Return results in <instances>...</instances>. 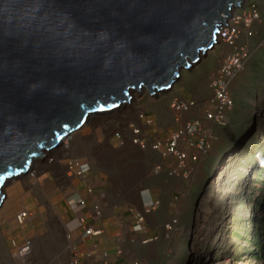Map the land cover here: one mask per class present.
<instances>
[{"label":"water","instance_id":"water-1","mask_svg":"<svg viewBox=\"0 0 264 264\" xmlns=\"http://www.w3.org/2000/svg\"><path fill=\"white\" fill-rule=\"evenodd\" d=\"M241 2L0 0V202L88 114L167 89Z\"/></svg>","mask_w":264,"mask_h":264},{"label":"rangeland","instance_id":"rangeland-1","mask_svg":"<svg viewBox=\"0 0 264 264\" xmlns=\"http://www.w3.org/2000/svg\"><path fill=\"white\" fill-rule=\"evenodd\" d=\"M242 2L245 6L254 5L258 17L252 23V35L245 39L250 55L230 85L235 97L233 108L227 111L224 126L213 127L217 139L200 161L204 165L200 182L184 202L188 210L186 226L179 233L174 230L175 218L165 223L164 226L173 231V237L157 245L151 264H264V0ZM229 50L215 39L213 47L201 54L197 63L180 69L179 78L168 90L154 96H150L144 86L132 90L130 100L118 117L133 121V111L142 110L153 120L152 129L156 133L167 131L173 126L169 101L185 92L194 105L181 117L201 118L211 97L208 83L217 71L220 57ZM112 115H91L82 132L100 127L108 132L107 126L112 124L100 118ZM71 134L68 137L71 138ZM64 143L33 161L25 175L9 179L2 187L3 203L14 200L13 204L19 207L22 198L28 195L25 190L35 182L34 177L27 178V174L34 171L36 177L47 161L62 156ZM13 187L16 191L10 194ZM48 221L45 227L48 240L40 249L43 261L39 252L34 251L33 242V264L52 262L62 244L68 241L65 228L50 218ZM61 228L65 237L60 240ZM135 259L145 264L140 256Z\"/></svg>","mask_w":264,"mask_h":264},{"label":"crops","instance_id":"crops-1","mask_svg":"<svg viewBox=\"0 0 264 264\" xmlns=\"http://www.w3.org/2000/svg\"><path fill=\"white\" fill-rule=\"evenodd\" d=\"M181 96L188 98L185 92ZM232 97L234 104L233 94ZM118 114L100 120L110 125L126 119L118 117ZM109 127L108 132L101 127L86 132H82L81 128L73 132L67 146L64 143L65 153L46 162L34 177V184L25 190L28 195L25 194L19 207L15 206V202L13 204L14 200L2 204L0 264H20L18 258L10 255L11 238L23 236L31 239L32 250L34 242V251L40 254V249L48 240L45 228L48 218L65 228V231L61 228L60 240L62 236L65 237L64 233L68 238L57 252L58 255L51 260L54 264H67L74 253L77 254L78 264H120L122 258L132 259L136 256L145 260V264H151L152 256L157 253V245L173 234L172 230L164 226L165 223L175 218L174 230L182 232L188 215L184 202L200 182L204 167L201 160L195 165L196 169L188 181L167 175L165 169L172 165V160L162 164L163 170L156 174L152 166L160 160L159 154L150 149H137L128 142L121 144L112 136ZM165 132L158 130L160 136ZM67 158H78L88 164L89 168L82 179L67 176ZM86 186L91 188V193L86 192ZM15 191L13 187L10 194ZM78 197L85 199L87 208L93 202L99 205L102 218L97 222L85 220V224L100 229L98 235H83L76 213L69 207ZM23 207L31 209L33 215L22 227H16L14 213ZM135 212L144 215L145 229L139 233L131 231ZM176 215H179V219H176ZM143 237H152V242L141 243ZM68 245L72 246V250ZM102 251L108 255L106 262L98 257ZM39 258L43 259L41 254Z\"/></svg>","mask_w":264,"mask_h":264},{"label":"built area","instance_id":"built-area-1","mask_svg":"<svg viewBox=\"0 0 264 264\" xmlns=\"http://www.w3.org/2000/svg\"><path fill=\"white\" fill-rule=\"evenodd\" d=\"M234 9L226 16L217 33L218 41L228 46L230 50L220 57L217 71L208 83L211 97L209 98V106L204 109L201 118L183 119L181 117L184 112H188L194 105L193 101L181 96L173 97L169 101L168 106L172 113L173 126L163 136L152 129L153 120L145 116L142 110L133 111V121L129 118L117 120L109 127L112 136L118 139L121 144L128 142L137 149L156 151L160 159L152 166V170L156 174L163 170L162 164L172 160V165L165 169L167 175L180 177L184 180L189 179L195 165L208 154L213 142L217 139L213 127L224 126L227 122L226 113L233 106L230 85L238 72L245 66L244 63L250 55V48L245 39L252 35V23L258 17L254 5L247 4L245 6L242 2V5ZM148 94L150 96L154 95ZM124 104L122 103L121 107ZM69 140L70 137H68L67 143ZM65 167L67 176L76 179H82L89 168L85 161L78 158H67ZM34 174V171H30L26 177L33 178L35 177ZM86 192L91 193L89 186H86ZM69 207L76 213L77 223L82 229L83 235L92 236L100 233V229H94L92 225L85 224L86 219L97 222L102 218V212L97 203L93 202L87 208L85 199L78 197L76 201L69 204ZM32 215L31 209L27 207L18 209L13 217L15 226L22 227ZM133 220L131 231L134 233L144 231L143 213L135 212ZM166 226L169 227L168 224ZM152 239V237H143L141 243H147ZM10 245V255L16 259L18 258L20 264L32 263L31 239L23 236L21 238H11ZM68 247L72 250L71 245H68ZM117 252L118 254L121 253L120 250ZM107 256V253L103 251L98 254V257L102 258L104 262L107 261ZM67 264H78L77 254L74 253ZM120 264L143 263L135 258H122Z\"/></svg>","mask_w":264,"mask_h":264},{"label":"bare ground","instance_id":"bare-ground-1","mask_svg":"<svg viewBox=\"0 0 264 264\" xmlns=\"http://www.w3.org/2000/svg\"><path fill=\"white\" fill-rule=\"evenodd\" d=\"M240 5H242L241 3H240ZM239 6V5H238ZM237 7V6H236ZM233 10H235L234 8H232L230 11H229V13H231ZM225 21V20H224ZM215 39L216 40H218V38H217V36L213 39V42L215 43ZM214 43H212L211 44V47L209 48V49H211L212 47H213V44ZM209 49H207V50H209ZM207 50H205L204 52H202V51H200V52H198V54H197V59L195 60V61H191V59H187L186 60V63H188L189 65H187L189 68H190V65H192V64H195V63H197V61L200 59V57L199 56H201V54H204ZM182 68L181 69H186V68H188V67H183V66H181ZM179 73H180V71H179ZM178 73V77L177 78H179V74ZM176 81V79L172 82V83H174ZM172 83H171V85H172ZM171 85H169V87H167V89H165V90H161V91H159V90H157V91H155V94L154 95H156V93L157 92H164V91H166V90H168L170 87H171ZM142 86H144L143 84L141 85V86H138V88L140 89V87H142ZM145 87V86H144ZM146 88V87H145ZM136 91L137 90V88H135V89H131L130 91H129V94H130V92L131 91ZM153 95V96H154ZM130 98H131V96H130ZM130 100V99H129ZM128 100V101H129ZM125 104L124 105H126V103H128L127 101L126 102H124ZM121 102L120 103H118V105L115 107V108H113V109H111V110H107V111H99V112H96V113H93V114H88L87 115V117H86V119L83 121V123L79 126V127H77L76 128V130H79V129H81L83 126H84V124H85V122H86V120L88 119V117H90L91 115H94V116H96V115H111V114H113L112 116H114V115H116V114H118V113H120L123 109H121L122 107H121ZM76 130H73V131H71V132H69V133H67V134H65L64 136H62L59 140H58V142H57V144H56V146L54 147V148H52V149H49V150H42L41 152L43 153V154H45L46 152L47 153H50L51 151H53V150H55L56 149V147L60 144V143H62L63 141L65 142V143H67V141H66V138L69 136V134L70 133H73V132H75ZM65 147V146H64ZM43 156V155H42ZM42 156H40V157H42ZM38 157L39 156H36L35 158H33L31 161H30V163H29V165H28V167L29 166H31V163L34 161L35 162V160H38ZM28 167L26 168V170L28 169ZM23 171V172H19V174H17V175H15L16 177H18V176H22V175H25V173L27 172V171ZM15 176H12V177H10V178H6L5 180H4V182H3V184H2V186L1 187H4V185L6 184V182L9 180V179H11V178H15ZM2 189V188H1ZM4 196H5V194H4ZM3 201H4V197L2 198V200H1V202H0V207L2 206V204H3Z\"/></svg>","mask_w":264,"mask_h":264}]
</instances>
